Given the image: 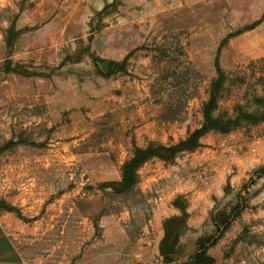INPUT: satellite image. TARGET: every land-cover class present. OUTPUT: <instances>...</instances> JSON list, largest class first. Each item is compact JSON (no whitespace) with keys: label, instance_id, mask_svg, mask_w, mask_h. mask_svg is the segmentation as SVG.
<instances>
[{"label":"rangeland","instance_id":"374dc122","mask_svg":"<svg viewBox=\"0 0 264 264\" xmlns=\"http://www.w3.org/2000/svg\"><path fill=\"white\" fill-rule=\"evenodd\" d=\"M217 69L214 116L255 121L101 189L201 126ZM0 202V264H199L210 235L214 264H264V0H0Z\"/></svg>","mask_w":264,"mask_h":264},{"label":"trees","instance_id":"16d2710c","mask_svg":"<svg viewBox=\"0 0 264 264\" xmlns=\"http://www.w3.org/2000/svg\"><path fill=\"white\" fill-rule=\"evenodd\" d=\"M22 31L15 30L14 28H8L5 32V44L7 50V57L10 56V51L20 36ZM217 76L212 81L209 90V98L202 106V123L201 126L191 132L184 140L179 141L175 145L163 146V145H150L147 148L134 149L132 157L126 161L122 166V175L119 181H111L101 184V189L114 192L124 193L128 191L136 181V172L138 167L145 161L152 157H159L162 159H171L175 154L180 151L192 150L199 145V139L202 135L210 130H219L227 132L237 127L242 120H253L254 117L243 110L237 111L235 116L225 115L224 117L214 116V112L218 107V100L220 92L226 81V77L219 69H217ZM3 206V208H2ZM0 208L5 211L13 212L15 209L5 206L0 202ZM185 226V217L173 216L165 220L164 232L165 236L161 244V254L168 257L171 254L176 253V245L179 242L178 234L179 230ZM216 243L214 236H203L196 242V254L195 259L199 264H214L215 259L213 256L207 253L209 246Z\"/></svg>","mask_w":264,"mask_h":264},{"label":"crops","instance_id":"0c3cea01","mask_svg":"<svg viewBox=\"0 0 264 264\" xmlns=\"http://www.w3.org/2000/svg\"><path fill=\"white\" fill-rule=\"evenodd\" d=\"M2 246H6V248H9V242H8V240H6L5 245H2ZM6 248L3 249V250H2V248H1V249H0V253H1V254L6 253ZM1 258H3V257H1Z\"/></svg>","mask_w":264,"mask_h":264}]
</instances>
